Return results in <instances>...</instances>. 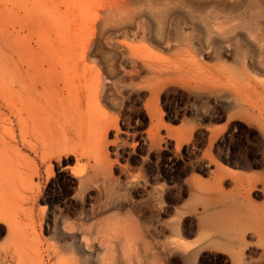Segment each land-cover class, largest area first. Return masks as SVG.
Wrapping results in <instances>:
<instances>
[{
  "label": "rangeland",
  "instance_id": "rangeland-1",
  "mask_svg": "<svg viewBox=\"0 0 264 264\" xmlns=\"http://www.w3.org/2000/svg\"><path fill=\"white\" fill-rule=\"evenodd\" d=\"M21 60L0 264H264V0H0Z\"/></svg>",
  "mask_w": 264,
  "mask_h": 264
},
{
  "label": "bare ground",
  "instance_id": "bare-ground-1",
  "mask_svg": "<svg viewBox=\"0 0 264 264\" xmlns=\"http://www.w3.org/2000/svg\"><path fill=\"white\" fill-rule=\"evenodd\" d=\"M20 63H21L20 67L21 68L26 67V69H24L23 72L18 73L15 78H13V79L11 78L10 79V83H12V84L10 85V88H9L10 94L17 99V101L19 102L20 107L16 108V106L10 105L9 102L7 103L8 100L6 101V100L2 99L3 101H6L5 108L7 110V113L0 112V128H2V130H7V128L5 127L4 123L6 121L10 120L11 117H14L16 119V121H17V125L19 126V132H20L21 140L23 142H25L26 141V135H27V129H28L26 121H27V118H29L28 116H30V112L26 108L27 107L26 106V102L24 100H21V97L23 99H25L22 96V92H24L25 87L22 84V82H20L18 79L21 76V73L27 74L29 66H28V64L26 62H24L22 60L20 61ZM18 67H19V65H18ZM17 70H19V68H17ZM16 86L18 87L17 89L15 88ZM0 91L2 92L1 88H0ZM3 97H1V98H3ZM22 114L23 115L25 114V117H23ZM2 139H3V137L1 138V140ZM1 142H2L3 145L7 144V142H5V141H1Z\"/></svg>",
  "mask_w": 264,
  "mask_h": 264
}]
</instances>
